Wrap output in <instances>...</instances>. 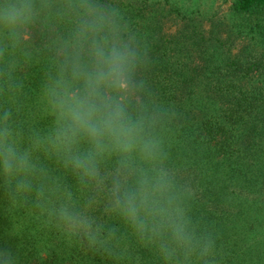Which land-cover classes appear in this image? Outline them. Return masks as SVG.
Listing matches in <instances>:
<instances>
[{
  "label": "trees",
  "instance_id": "1",
  "mask_svg": "<svg viewBox=\"0 0 264 264\" xmlns=\"http://www.w3.org/2000/svg\"><path fill=\"white\" fill-rule=\"evenodd\" d=\"M107 2L148 50L146 102L162 114L169 166L193 193L190 215L212 234L213 264H264V0H234L228 23L208 27L206 14L171 0ZM169 21L179 22L176 31H166ZM72 29L70 20L52 18L25 37L26 56L17 54L23 88L0 95V107L14 108L25 133L50 126L42 89ZM44 163L81 202L91 195L54 162ZM93 215L119 229L111 251L67 237L32 203H14L0 178V250H10L16 264H163L152 246L104 216L102 202Z\"/></svg>",
  "mask_w": 264,
  "mask_h": 264
},
{
  "label": "clouds",
  "instance_id": "2",
  "mask_svg": "<svg viewBox=\"0 0 264 264\" xmlns=\"http://www.w3.org/2000/svg\"><path fill=\"white\" fill-rule=\"evenodd\" d=\"M68 19L42 95L51 123L25 133L12 106L0 107V178L14 203H32L60 232L111 251L116 218L163 264H213L214 240L190 215V188L169 166L162 114L146 102L141 73L149 54L107 0H0V95L23 88L15 73L26 36L46 21ZM43 158V159H42ZM44 161L70 174L91 195L81 202ZM0 264H16L0 250Z\"/></svg>",
  "mask_w": 264,
  "mask_h": 264
},
{
  "label": "rangeland",
  "instance_id": "3",
  "mask_svg": "<svg viewBox=\"0 0 264 264\" xmlns=\"http://www.w3.org/2000/svg\"><path fill=\"white\" fill-rule=\"evenodd\" d=\"M178 5L188 7L192 10H196V14L205 15L206 19L203 20V25L208 27L211 24V21L225 23L227 24V15L229 14V9L234 0H171ZM177 22V21H176ZM179 22L174 23V21H169L166 25V31L174 32L177 30ZM182 25V24H180ZM225 29V26H222ZM243 42L241 39L237 40L236 48L239 49L242 46Z\"/></svg>",
  "mask_w": 264,
  "mask_h": 264
}]
</instances>
